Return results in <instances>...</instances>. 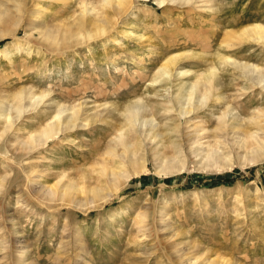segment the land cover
Listing matches in <instances>:
<instances>
[{
    "label": "rangeland",
    "instance_id": "obj_1",
    "mask_svg": "<svg viewBox=\"0 0 264 264\" xmlns=\"http://www.w3.org/2000/svg\"><path fill=\"white\" fill-rule=\"evenodd\" d=\"M11 2L0 0V96L28 86L47 93L38 107L34 104L33 113L21 115L19 124L36 128L49 118L52 108L40 113L47 100L64 110L84 102L122 107L140 98L158 105L148 122L137 126L147 130L152 118L163 134L152 140L142 133L138 136L141 140L134 149L143 162L122 168L127 180L96 209L79 211L61 204L44 209L12 193L2 214L0 209V264H205L213 259L215 264H264V158L252 163L235 150L242 132L255 134L264 144V89L247 83L250 88L237 93L241 83L225 86L230 106L245 121L227 133L214 131L210 95L203 109L183 117L171 96L173 83L190 82L211 64L223 67L227 81L231 69L218 62L217 51L248 59L264 70L263 44L227 36L251 24L264 27V0H164L162 5L155 0H126L119 15L102 0ZM12 4L18 5L20 14L11 13ZM87 5L113 16L106 36L63 40L64 30L74 28ZM121 26L125 33H120ZM45 27L57 31L64 48L43 42L40 29ZM173 54H186L174 61L186 74L152 85L163 59ZM250 117L255 120L248 122ZM113 122L93 121L34 149L24 158L29 164L25 169L34 170V189L56 182L45 171L52 165L78 184L80 173L92 181L97 166L113 164L115 159L103 153L106 141L117 134L118 123ZM176 123V133L166 134L164 125ZM198 134L201 137L191 139ZM153 147L159 150L156 156ZM208 148L219 160L206 156ZM11 225L20 231L15 242Z\"/></svg>",
    "mask_w": 264,
    "mask_h": 264
},
{
    "label": "bare ground",
    "instance_id": "obj_2",
    "mask_svg": "<svg viewBox=\"0 0 264 264\" xmlns=\"http://www.w3.org/2000/svg\"><path fill=\"white\" fill-rule=\"evenodd\" d=\"M11 1L15 2V4L19 2V0ZM186 1L187 0H184V2ZM155 2L158 5H162V2H164V0H155ZM101 3L111 4L110 10L114 15H119L127 7L126 0H102ZM17 6H13L12 4L13 8L11 10L9 9L11 13H14L13 15H15V13H19L18 11L21 10ZM37 7H39V5ZM38 10L39 8H37V11ZM81 10L82 11L76 21L74 28L72 30L68 29L69 31L64 30V33L61 36L63 40H69V38H77L76 42H82L83 40L99 37L103 34L105 35V33L110 30L112 24L111 18L113 17L112 15L110 16L109 14H103L102 11H97L95 8L90 7V5L83 6ZM3 11L8 10L6 9ZM5 13L6 12H4V14ZM2 14H0V16ZM16 21L17 19L15 18L13 20V24H15ZM17 23H19V21ZM119 29L120 33H125V28L122 29L121 26ZM56 32L57 31H54L53 29L51 30V28L49 27L40 29L41 39L47 44L56 45L57 48H64L61 44H59L58 40H60V36H58L57 38V34H55ZM24 36L28 37L29 34L25 33ZM227 36L232 38V40H236L238 38L244 42L251 41L264 45V27L260 25H247L241 28V30L239 29L238 32H234L229 35L227 34ZM16 40L17 39H15V41ZM111 41H116V38L114 36H111ZM35 52L38 53V51ZM179 55L173 54L163 59L161 65L157 68V71L154 74V79L151 83L152 85L153 83H168L172 79H179V77H183L186 74L187 71L184 72L181 71V69L180 71H178V64H175L176 62H174L176 60L178 61ZM185 55L186 54H182L180 56ZM214 56L218 58L217 60H219V63L221 62L222 65L224 64L228 66L229 69H231L230 74L228 71H226V73L228 72L227 81L223 80V77L225 76L223 73V67L218 69L219 67H216V65L218 66V64H211L207 71L199 75H195L193 79L190 80V82L178 81V83H173L174 89L171 96L173 97L174 105L177 106L178 115L180 117H183L188 113H193L194 111L197 112L198 109L201 110L200 107L202 106L203 101L205 102V100L207 99L206 97L210 95L214 100V107H210L208 112L210 113V116L213 120L212 122L214 123V131L227 133L229 130L231 131L232 128H240L243 124L244 119H242L237 114V112L235 113L234 109L230 106V101L225 96L227 94L224 93L225 89H227L225 86L237 85L238 83H241L242 86L239 87L238 90H236L237 93L245 92V89L254 86L259 89H264V70L259 68V66H257L256 64L251 63L248 59L244 60L234 58L219 51H217ZM185 58L189 57L186 56ZM247 83L250 87H247L248 85L246 86ZM165 90L166 89H164V93ZM237 93H235L236 95L234 94V96H237ZM45 95H47L46 92H34V87L28 86L17 88L16 91H14L10 96H8L7 94L4 96H0V209L4 210L6 206L5 203L6 201H8L9 196H11L12 193H15L16 197L25 196V198H27L29 202L30 200H33L35 204L37 203V206L41 205V207H44V209H51L53 204H61L65 206L70 205L69 207L72 206V208L79 211H86L90 208L96 209L98 207H101L104 202L115 195L120 186L127 180L129 175L124 173L122 168L127 165L133 167L136 164L143 162L141 161L142 158L135 154L136 151L134 149V145H136V143L138 144V142L141 140L140 138L138 139V136L142 133V136H144V138L148 137V139L151 138L152 140L154 138L157 139V137L163 134L157 127L158 125L152 122V118L149 119L150 127L147 130L140 129L139 126H137L141 121H147V118L152 115V112L156 111L155 108H157L156 105L158 104H156V102L151 104L149 102L143 103L140 102L141 100L139 98L136 101L127 103L122 107H117L116 105L112 104L109 105L107 103L103 105H91L88 102H84L73 104L63 110L59 109V105L57 104V102L50 100L48 102L47 100V102L43 104V107L46 108L41 109L40 113L42 114L49 108H52V112L50 113L49 118H45V120L36 128L32 126L27 129L28 125H25L24 123L19 124V120L22 118L21 115L25 112L30 114L33 113L34 104H36L39 100L41 101V99H43ZM166 95L167 93L164 96ZM170 101L167 102L169 104H173V102L170 103ZM183 104L186 105L183 106ZM205 104L206 102L203 105ZM35 106L38 107V104H36ZM219 106H223V108L220 109ZM215 108H219V112H215ZM62 112L64 113L61 115ZM52 113L53 115H51ZM33 120L34 118L29 121L33 123ZM96 120H111L112 122L116 121L118 123V125L115 124L117 127H114V130L117 134L108 139L103 148V153L108 154L115 159L113 160V164L108 165L103 162L99 166H97V168L94 169V173L97 175V177L92 181L89 180L92 177L88 178L86 174L80 173V175L82 176L79 175L81 178L79 179L78 184H76L74 178L73 181L75 182L71 181V179H68L69 177L65 175V170L61 171L57 168L56 165H52L51 167H47L45 171L48 177L53 175V178L56 179V182L52 184L47 182L46 184L40 185L38 188H36L35 186L34 189V184L31 179L34 170L31 168L25 169L24 165H27L28 163L25 162L24 158L28 159L30 156L29 154H31L34 149L40 148V146L45 145L49 139L56 137L59 134L62 135V133H64L65 135V132H69L74 128L80 126H85L88 123ZM252 120H255V118H248V122H252ZM178 124L179 123L173 124L174 127H170L165 124V133L168 135H173V133L178 128ZM192 127L198 128V126L193 125ZM202 128H204V126H202L201 129ZM21 133L24 135L19 136V134L21 135ZM200 134L193 135L191 139H194V137L195 139H197V136H199ZM217 136L219 138L220 135ZM238 136H240L237 138L238 141L236 143L234 142L236 145L235 150H237V152H243L245 156L248 157L246 159L248 161H252V163L264 158V144L255 134L242 132L240 135L238 134ZM63 140L72 142V140L70 138L68 139V137H65ZM157 142H159V140ZM255 144L259 148H256ZM155 148L156 147H153L152 150L153 154L156 156L159 150ZM206 151V156H209L211 160H219V157L213 154V152L209 150V148ZM51 154H54V152H52ZM37 172L39 173V171ZM72 176H74V174ZM35 183L38 185L37 181H35ZM19 185L23 186L22 190H20L21 187H17ZM14 187H17V189L19 190H13ZM105 188L109 189L108 193H102ZM53 206L55 207V205ZM3 210L1 211V214ZM36 217L38 216L36 215ZM1 218L3 219L2 216ZM11 226L12 232L14 234L13 236H15L13 238L15 242L16 234L19 235L18 233L20 231L17 230L18 228H13V225ZM214 261L216 260L213 259L211 261H207V263L205 264H215Z\"/></svg>",
    "mask_w": 264,
    "mask_h": 264
}]
</instances>
